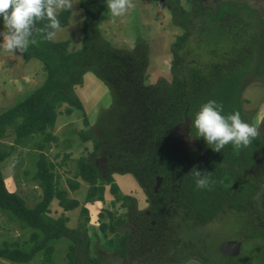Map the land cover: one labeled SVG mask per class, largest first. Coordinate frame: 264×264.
Wrapping results in <instances>:
<instances>
[{"label":"trees","instance_id":"1","mask_svg":"<svg viewBox=\"0 0 264 264\" xmlns=\"http://www.w3.org/2000/svg\"><path fill=\"white\" fill-rule=\"evenodd\" d=\"M164 2L171 12L172 24L184 30L172 45L174 64L171 80L160 78L155 84L145 83L149 56L144 42L128 50L113 46L103 37L99 22L109 10L107 0H80L85 18L79 49L70 50L71 39L47 41L37 35L39 43L30 45L22 54L26 62L33 58L41 60L46 78L36 89L0 113V213L11 222L17 221L21 230L30 232V237L24 241L21 238L1 240L0 258L26 264L38 254L45 253L47 259L54 249L53 242L67 237L73 241L71 253L75 252L74 256L70 255L71 264L79 262L81 253H85L89 261L99 264L102 262L100 254H90V246L94 243L89 233L95 227L92 228L90 223L88 204L95 201L103 202L98 213V231L105 236L107 255L127 256L129 230L125 226L137 200L122 193L113 179V172L131 173L141 186H149L148 207L153 214L152 219L157 222L162 218L164 206L175 213L181 205L184 216H198L200 223H207L225 211L224 190L228 189L226 184L232 178L233 165L242 153L250 156L257 149L258 137L248 147L237 149L228 144L221 152H215L203 137L198 136L192 121L209 100L223 104V115L239 112L242 118L240 81L256 61L258 20L253 11L240 15V18L233 15L231 25L242 23L246 27L237 34L233 28L228 31L227 27L216 26L214 22L219 17L207 15L200 7H195L196 11L192 12L186 11L180 0ZM71 15L72 10L59 13L61 28L67 27ZM47 23V20L38 21L36 26L42 28ZM195 30L199 31L197 38L202 33L204 41L210 38L214 45L230 38V59H222L216 67L211 66L208 73L194 65L183 66L179 53ZM240 38L250 43L240 46ZM240 61L241 68L236 66ZM87 72H93L109 87L113 101L109 108L100 112L93 127L78 132L83 142L93 143L89 156H81L77 160L75 178H81L88 184L84 204L81 205L80 200L70 198L69 191L60 186V174L56 171L58 164L47 160V152L52 142L58 141L53 129L59 114L71 115L76 110L85 112L75 88L84 84ZM186 113L191 119L193 136L199 139L209 155L205 173L215 181L210 188H198L197 178L191 172L194 166L202 170L205 156L199 150L168 143L175 127L185 121ZM84 118V124L90 125L88 118ZM10 135H14L13 143L4 144L2 141ZM19 146L33 149L40 157L35 166L34 180L42 189L43 196L34 207H29L21 196L7 188L2 172L4 162L13 157ZM69 156V153L65 154L66 158ZM98 158L106 159L108 172L103 171ZM159 177L162 181L156 191ZM107 185L115 197L110 202L105 198ZM79 186L78 180L71 181L72 190ZM55 199L66 211L80 207L84 220L78 227H69L70 216H50V205ZM118 203L126 209L119 215L114 209ZM256 231L251 225L250 236ZM94 233L99 237L98 232ZM119 262L113 256L110 263Z\"/></svg>","mask_w":264,"mask_h":264},{"label":"rangeland","instance_id":"2","mask_svg":"<svg viewBox=\"0 0 264 264\" xmlns=\"http://www.w3.org/2000/svg\"><path fill=\"white\" fill-rule=\"evenodd\" d=\"M180 1L186 11L191 9L192 0ZM133 3L135 7L122 17H113L109 10L104 13L99 22L102 35L113 46L128 50L135 49L138 43L144 42L147 45L149 56L145 83L155 84L160 78L171 80L174 64L172 45L178 36L184 33V30L182 27L172 24V15L164 0H133ZM73 5L69 24L67 27L61 28L54 39H71V51L82 46V26L85 18L80 0H73ZM2 31H4V24L3 19H0V32ZM198 32L195 30L181 49L179 53L180 63L183 66L200 67L203 72L208 73L214 64L219 63L222 59H230L232 44L222 40L221 44L214 45L210 38L204 41L202 33L201 37L197 38ZM206 41L208 42L206 43ZM2 42L3 37L0 36V43ZM45 78L46 73L43 70L41 60L33 58L26 62L22 54L6 53L0 48V113L36 89L44 82ZM75 91L84 104L85 112L76 110L71 115L59 114L53 129L54 134L58 136V141L52 142L47 152V160L58 164L56 171L60 174V186L69 191L68 196L70 198H77L83 205L88 184L81 178H75L78 168L77 160L81 156H89L93 149V143L92 141L83 142L78 132L93 127L97 123L100 112L111 106L113 97L109 87L93 72L85 74L84 84L77 86ZM241 99H243L244 110L248 117L247 122L258 129V118L264 114V78H253L242 89ZM85 116L90 125L84 124ZM13 136L10 135L2 142L8 145L12 144ZM68 153L70 156L66 158L65 154ZM39 159V155L33 149L19 146L13 157L4 162L2 168L7 188L21 196L29 207H34L43 196L42 189L34 180L35 166H37ZM64 161L65 163H63ZM60 162L61 164H59ZM112 175L122 193L134 196L140 207L146 205L147 200L143 188L133 174L113 172ZM76 180L80 182V186L77 190H72L71 181L73 183ZM105 198L107 202L115 198L110 192V185L106 186ZM102 206L103 202L101 201L88 204L90 223L92 222V228L95 227L89 233L93 236L91 242L94 243L93 246H90V254L92 256L100 254L102 262L99 264H111L113 253L110 256L107 255L108 252L105 251L107 247L104 245L105 236L98 231L100 222L98 213ZM114 209L117 215L126 210L120 206V203ZM50 216L53 218L70 216V221L67 224L71 228L78 227L79 222L84 220L80 207L66 211L59 205L57 199L52 201L50 205ZM251 219L248 212L244 218L243 214L228 209L217 215L216 220L211 224L188 230L186 233L208 242L212 254L218 256L217 247L220 242L225 239L243 240L241 233L244 230L248 244L244 242L242 255L238 259L232 260V264H264V240L258 239V237L251 238ZM94 232H98L99 237ZM29 237L30 232L28 230H21L17 221L11 222L0 213V241H14L18 238L24 241ZM72 245L73 241L67 237L55 240L52 254L47 259L45 253H41L26 264H71L70 255H75V252L71 253ZM0 264L15 263L0 258ZM77 264L91 263L85 255L83 263L78 262Z\"/></svg>","mask_w":264,"mask_h":264},{"label":"flooded vegetation","instance_id":"3","mask_svg":"<svg viewBox=\"0 0 264 264\" xmlns=\"http://www.w3.org/2000/svg\"><path fill=\"white\" fill-rule=\"evenodd\" d=\"M195 7H200L207 15L219 17L214 22L216 26L227 27L228 31L233 28L237 34H239V30L244 31L246 27L242 23L231 25L232 16L239 15L240 18V15L253 11L258 20L259 35L255 48L257 51L256 61L254 66H250V70L244 74L240 84L244 89L253 78H264V15L251 8L244 0H192L189 11L195 12ZM225 42L232 44L230 38L225 39ZM238 43L242 46L243 43H250V41L240 38ZM217 65L219 63L214 64L213 67ZM236 66L241 68L242 64ZM242 119L246 122L248 119L244 106ZM258 121V130L261 134L256 142L257 149L250 156L242 153L234 163L232 178L226 184L228 189L224 190L226 207L223 210L237 211L243 214L244 218L247 216V212L250 213L252 218L250 225L258 230L256 234L251 235V238L258 237V239L264 240V114L259 116ZM190 134L192 139H198L193 136L192 128ZM97 160L103 171L108 172L107 162L104 163L102 158ZM142 188L147 200L146 205L140 207L138 203H133V210L128 216L125 226L129 230L127 256L112 254V257H117L120 260L116 264H232V260L242 255L244 242L248 244L244 230L241 233L243 240L231 239L241 244L237 255L225 254L220 249L222 244L231 241L225 239L218 245V256H215L210 251L208 242L194 235L189 236L186 232L211 224L217 216L207 223H200L198 216H184L181 205L175 210V213L172 209L164 206L162 218L157 222L152 219L153 214L148 207L150 188L147 185H142ZM223 212L221 211L217 215ZM245 228H247L246 225ZM85 255V253H81L79 263H83ZM90 263L96 264L93 261Z\"/></svg>","mask_w":264,"mask_h":264},{"label":"clouds","instance_id":"4","mask_svg":"<svg viewBox=\"0 0 264 264\" xmlns=\"http://www.w3.org/2000/svg\"><path fill=\"white\" fill-rule=\"evenodd\" d=\"M73 0H0V17L3 18L4 31L0 32L3 42L0 43L6 53L23 54L30 45L41 40L53 41L61 31L59 13L70 11ZM107 7L113 17L124 16L135 7L133 0H107ZM47 20L44 27H37L38 21ZM223 104L209 100L192 121L198 136L203 137L213 151L221 152L228 144L237 149L248 147L261 133L253 125L244 121L239 112L223 115ZM197 178L198 188H210L215 181L207 173L202 175L198 166L191 170Z\"/></svg>","mask_w":264,"mask_h":264},{"label":"water","instance_id":"5","mask_svg":"<svg viewBox=\"0 0 264 264\" xmlns=\"http://www.w3.org/2000/svg\"><path fill=\"white\" fill-rule=\"evenodd\" d=\"M248 3V5L261 12L264 15V9H263V4L264 1H259V0H244ZM191 119L186 113L185 121L179 123L174 131L171 134V137L168 140V143L173 146V145H181L184 148L188 150H199L204 156H205V163L204 166L201 170L202 175L205 173L206 168L208 167V159L209 155L208 153L202 148L200 142L198 139H192L191 138ZM104 163H106V159L102 158ZM162 181V178L159 177L157 184L155 186V190L157 191L158 187L160 186ZM240 242L238 241H227L224 244L221 245V250L225 254H230V255H237L240 250Z\"/></svg>","mask_w":264,"mask_h":264}]
</instances>
